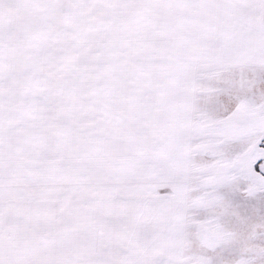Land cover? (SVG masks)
<instances>
[{
  "label": "snow or ice",
  "instance_id": "snow-or-ice-1",
  "mask_svg": "<svg viewBox=\"0 0 264 264\" xmlns=\"http://www.w3.org/2000/svg\"><path fill=\"white\" fill-rule=\"evenodd\" d=\"M0 264H264V0H0Z\"/></svg>",
  "mask_w": 264,
  "mask_h": 264
}]
</instances>
